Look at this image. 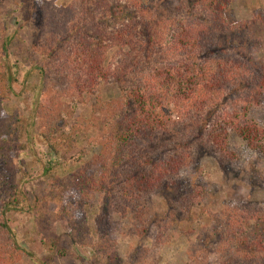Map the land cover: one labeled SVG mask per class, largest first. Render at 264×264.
I'll list each match as a JSON object with an SVG mask.
<instances>
[{
  "label": "trees",
  "instance_id": "trees-1",
  "mask_svg": "<svg viewBox=\"0 0 264 264\" xmlns=\"http://www.w3.org/2000/svg\"><path fill=\"white\" fill-rule=\"evenodd\" d=\"M28 1L24 8L25 22L35 24V9L40 8L39 18L44 17L46 9L43 5L35 6V0ZM199 1L195 16L190 10L176 14L177 8L171 0H149L147 3L143 0H72L67 7L54 12L50 40L55 48L49 51L56 52V65L51 62L37 64L39 84L31 87L24 84L25 88L17 93L26 100L34 94L31 115L34 113L38 118L39 130L31 134L32 118L25 122L22 116L14 117L17 141H23L24 149L32 148L37 139L45 147L46 153L41 160L44 161V176L53 189L48 196L51 201H59L63 192L74 184L78 187L79 181L89 182L105 194L104 208L112 216L114 210L119 209L113 204L118 197H122L124 203L128 201L127 209L133 211L142 197L149 200L155 190L171 194L180 188L178 172L195 161L199 148H193L192 137L197 128L206 131L201 141L208 147L227 148L228 131L232 130L264 155V128L251 121L237 123L241 113L248 120L247 113L254 104H260L264 96V64L244 52L245 47H255L249 35L242 38L241 46L223 44L215 41L217 34L210 25L233 31L246 30L252 23L234 25L227 22L226 12L231 0ZM162 4L172 13H165ZM106 20L111 21V33L103 29ZM9 38L2 39L4 47L9 44ZM66 45L71 48L68 50ZM58 47L61 48L58 50ZM110 48L111 63L103 69L101 59ZM227 50L236 52L228 56L219 54ZM215 54L218 56L214 58ZM54 74L68 81L66 91L73 93L81 103L96 99L92 107V125H87L96 132L95 143L102 150L86 167L82 159L87 151L78 149L77 145L79 130L74 126L69 132L66 130L69 123L64 114L72 117L73 111L68 114L65 109L70 106L52 96L50 82H54L51 77ZM2 79L6 81L4 91L13 93L12 86L19 80L8 65ZM98 79H104L105 83L111 79V84L122 92L120 96L108 102L101 101L97 94ZM232 98L236 100L232 102L235 116L219 115L215 123L207 124V118L219 113ZM97 113L99 116H95ZM2 129L0 139L4 137L5 140L0 144V251L5 254L2 260L10 261L21 257L25 250L12 234L7 214H19L30 207L35 209L41 202L36 196L33 205L30 204L21 183L11 179L8 169L15 166L10 159L12 139L9 137L15 134L12 121H5ZM185 131L190 135L186 140ZM73 165L80 170L62 178L61 169L66 171ZM93 167L99 168L94 181L87 172ZM47 206L51 207L50 203ZM127 209L123 218L127 217ZM43 214L40 213L41 221L49 219L50 213L43 211ZM231 217L224 229L221 226L219 230L213 228V239L209 236V240L220 243L222 255H230L235 248L241 253L238 259L242 257L253 264L255 261L251 258L256 259V252L264 248H254L253 243L244 242L242 235L246 227L251 226V218L260 217L250 210L234 213ZM153 223L158 225L159 221ZM72 224L77 240L86 235L83 225L73 221ZM140 233L147 236L149 228ZM234 237L238 239L237 247L232 243ZM86 241L81 239L80 243L92 244ZM98 243L101 249L106 247L102 236L98 237ZM111 244H115L114 240ZM104 254L99 255L100 262L95 264L105 261ZM50 263L51 258L47 264ZM236 264L246 263L238 261Z\"/></svg>",
  "mask_w": 264,
  "mask_h": 264
},
{
  "label": "rangeland",
  "instance_id": "rangeland-1",
  "mask_svg": "<svg viewBox=\"0 0 264 264\" xmlns=\"http://www.w3.org/2000/svg\"><path fill=\"white\" fill-rule=\"evenodd\" d=\"M71 1L35 0V6L43 5L46 10L44 17L39 18L37 14L40 8L35 9L33 16L37 20L33 24L31 21L25 22L24 8L28 0H0V134L3 136L4 122L12 121L15 134L9 137L12 139L10 159L15 166L8 171L11 179L21 183L30 204L33 205L36 196H39L41 202L35 209L30 207L19 214H7V224L25 254L14 257L13 261H6L2 260L5 254L0 251V264H47L49 258L50 264H95L100 262L101 253H105L102 264H236L238 261L248 264L242 257L238 259L241 253L236 252L235 248L230 255H222L219 252L220 243L209 240V236L213 239V228L219 230L218 227L221 226L224 229L223 226L228 223V218H232V214L247 213L250 210L260 218H251V226L246 227L242 239L244 242L253 243L254 248H264V155L250 147L247 140L232 130L228 131L227 148L219 149L202 143L201 136L206 135L205 130H193L191 127L193 148L198 146L199 150L194 156L195 161L178 172L180 188L171 194H161L155 190L149 200L142 197L140 205L135 206L133 211L127 209L128 201L124 203V199L118 197L113 200V204L119 209L114 210L111 216L104 208L105 194L89 182L79 181V186L74 184L63 192L59 201L50 200L48 196L53 189H50L51 184L44 176V161L41 160L46 153L45 147L37 139L32 148L24 149L23 141H17V123L14 117L22 116L25 122L32 118L34 125L31 134H35L38 124L40 126L35 114L31 115L34 94L29 95L26 100L17 93L25 88L24 84L28 87L39 84L37 64L51 62L56 65V52L52 53L53 49L49 51L55 48L50 40L51 17L56 10L67 7ZM143 1L147 3L149 0ZM171 2L177 8L176 14H184L190 10L191 15H197L199 0ZM162 6L165 13H172L171 9L167 11L166 4ZM226 20L234 25L243 22L252 24L246 30L240 28L225 31L210 23L217 34L215 41L241 46L242 38L249 35L255 47H245L244 52L264 64V0H231ZM106 21L103 29L111 33V21ZM7 37H10V42L4 47L2 39ZM59 48L61 47L58 50ZM66 48L69 50L71 45H66ZM235 52L227 50L219 54L228 56ZM111 54L110 48L101 59L103 69H107L111 63ZM213 56L215 58L218 55ZM58 63L60 64L59 60ZM7 65L19 80L14 82L13 93L10 94L4 91L6 81L2 79ZM49 69L51 70L50 66ZM51 77L54 78V82H50L54 92L52 96L55 95L57 100L61 99L70 106L66 108L68 111L65 109L68 114L73 111L72 117L64 114L69 123L66 130L69 132L73 126L79 130L77 145L78 149L87 151L82 159L83 166L86 167L102 150L95 143L96 132L87 125H92V107L96 99L81 103L73 93L66 91V79L56 74ZM26 78L29 80L25 81ZM97 84H100L97 94L103 102L118 98L122 93L117 86L111 84V79L107 83L104 79H98ZM228 102L219 113L207 118V124L211 121L215 123L219 115L224 118L235 116L232 102L236 100L232 98ZM95 116H99L98 113ZM247 119L241 113L237 123L251 121L264 128V96L260 99V104H254L247 113ZM189 136L185 131L184 140ZM3 140L4 137L0 139V144ZM77 169L80 170V167L73 165L66 171L61 169L60 174L63 178ZM98 169H87L92 181L96 179ZM126 209L128 214L123 218ZM43 211L50 213L46 221H41L40 213L44 216ZM72 221L85 227L83 231L86 235L78 240ZM154 221H159L158 225ZM146 227L149 228L147 236L140 233ZM79 230L82 227L79 226ZM100 236L106 246L103 249L98 243ZM81 239L92 244L80 243ZM112 240L114 245L111 244ZM237 241L236 237L232 239L233 246L237 247ZM54 243L56 245L51 250ZM256 253V259L251 258L255 261L253 264H264V251Z\"/></svg>",
  "mask_w": 264,
  "mask_h": 264
}]
</instances>
